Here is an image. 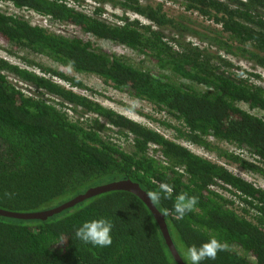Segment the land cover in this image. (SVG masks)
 Listing matches in <instances>:
<instances>
[{
	"label": "trees",
	"instance_id": "1",
	"mask_svg": "<svg viewBox=\"0 0 264 264\" xmlns=\"http://www.w3.org/2000/svg\"><path fill=\"white\" fill-rule=\"evenodd\" d=\"M166 1L182 12L166 9ZM0 3L11 12L0 11L6 46L0 50L19 63L0 58L1 211H50L120 181L137 184L146 195L167 183L173 198L153 206L183 264H190L188 247L199 248L212 237L225 249L202 264H264V188L228 169L264 181V79L257 73L264 72V0ZM39 18L77 35L46 29ZM208 21L212 25L203 24ZM101 43L140 60L133 64ZM232 60L250 63L254 71ZM145 61L156 72L145 70ZM81 76L97 77L163 114L164 121L148 120L171 135L79 94L88 91ZM180 192L198 200L183 219L173 210ZM98 218L113 224L110 246L84 244L75 236L82 222ZM0 264L178 263L146 204L115 190L46 220L0 216Z\"/></svg>",
	"mask_w": 264,
	"mask_h": 264
},
{
	"label": "rangeland",
	"instance_id": "2",
	"mask_svg": "<svg viewBox=\"0 0 264 264\" xmlns=\"http://www.w3.org/2000/svg\"><path fill=\"white\" fill-rule=\"evenodd\" d=\"M142 3H153V2H157L158 0H140ZM165 8L170 10V11H180L182 12V9L179 10L178 6H169L168 2L166 1L165 3ZM172 7V8H171ZM174 8V9H173ZM108 13H114L115 15L121 16V12L120 11H116V10H112L110 8H108ZM0 11L4 12V13H11L8 9L5 8L4 5H2L0 3ZM13 13L18 14V16L20 18H23L25 20H30L33 23H37L38 19L34 16H29L27 15V13L24 12H17V11H13ZM130 18H137L135 16H132L131 14L128 15ZM40 19V18H39ZM192 19L195 21H197V23H201L202 20L201 19H197L195 16H192ZM40 24H42V26L46 29H49L51 31H56V32H68L71 35H75L76 31L73 28H70L68 26L65 25H61L57 28L58 25H53L50 23L49 20L47 19H40ZM204 25H212L211 21H208L206 23H203ZM192 28L194 27L191 26ZM77 35V34H76ZM197 44V43H196ZM200 48H203V45L200 43L197 44ZM2 47H6L5 43L0 40V49ZM100 47L111 53V54H115L118 56H125L127 57L133 64H136L139 62V58H136L135 56L131 55L127 50L123 49L122 47H115L112 46L109 43H101ZM0 58L1 59H7L9 60L12 64H19L18 61L16 60H12L11 58H6V56L3 55V51L0 50ZM36 61H39V59H36ZM44 64L48 67H53V68H57L59 69V67H56L53 65L52 62H48L46 60L43 61ZM232 64L237 67L240 68L244 71H248V72H252V70L254 71V66L253 68L251 67L250 63L244 62V61H239V60H232ZM144 68L145 70L149 69L150 71H154L153 69V65L151 63H149L148 61L144 62ZM256 69V68H255ZM257 70V69H256ZM66 73H69L68 71H66ZM257 73H261L263 79H264V72H257ZM8 79H10L12 81V83L15 84L18 83L19 86H23L26 87L24 85H21V83L14 81L13 78L8 77ZM80 80L85 84L86 88L88 89L87 92H80L77 91L79 94L86 96L87 98L90 97L91 100L99 103L100 105L110 108L112 110H114L115 112H117L120 115H123L137 123L149 126L150 128L153 129H157L158 132L163 133L165 131V129L158 127L155 123L151 122L148 120V118H152V119H157V120H161L164 121L166 119L165 116H163V114H158L155 110H153L151 107H149L147 104L143 103V102H136L134 101L132 98H129L127 95L122 94V93H118L106 86L103 85L102 81L94 76H81ZM264 83V82H263ZM18 87V86H17ZM27 89V88H26ZM25 90V89H24ZM26 91V90H25ZM28 92V91H26ZM245 110H247V108L245 106H242ZM134 109V110H131ZM254 114L259 115V113L254 112ZM167 136L169 137L171 134L167 131H165ZM166 136V137H167ZM172 137V136H171ZM180 145H188L186 142L183 141H179ZM119 144H122L121 141H119ZM126 149V148H125ZM127 150V149H126ZM192 151L200 156H203L207 159L210 160H215L213 157L209 156L208 154H204L201 153L198 149H192ZM229 170L233 171V173L243 177L244 179H246L249 182H253L254 184H256L257 186L264 188V181H262L259 178H255V177H251L249 175H245L242 174L240 172V170H238L235 167H231L229 168Z\"/></svg>",
	"mask_w": 264,
	"mask_h": 264
},
{
	"label": "clouds",
	"instance_id": "3",
	"mask_svg": "<svg viewBox=\"0 0 264 264\" xmlns=\"http://www.w3.org/2000/svg\"><path fill=\"white\" fill-rule=\"evenodd\" d=\"M158 0L157 2H161ZM174 188L167 183L159 184L158 190H152L147 193L151 205L159 204L161 199H172ZM198 203L197 197L189 195L187 192H180L174 197L173 210L177 219H183L184 216L192 212ZM167 209L165 210L167 214ZM112 222L107 218H98L86 220L76 229L75 236L84 244H90L95 247H107L112 244L111 232ZM225 249V245L215 237L210 238L199 248L195 245L188 247L187 258L190 264H202L205 260H215L218 252Z\"/></svg>",
	"mask_w": 264,
	"mask_h": 264
},
{
	"label": "water",
	"instance_id": "4",
	"mask_svg": "<svg viewBox=\"0 0 264 264\" xmlns=\"http://www.w3.org/2000/svg\"><path fill=\"white\" fill-rule=\"evenodd\" d=\"M115 190H121V191H127L129 193H132L134 195H136L138 198H140L148 207V209L150 210L151 214L153 215V217L155 218L160 231L163 235V238L165 240V243L171 253V255L173 256L174 260L178 263V264H183L182 261L180 260L179 256L177 255L171 241L170 238L168 236L167 233V229H166V225L164 223V217L157 212V210L154 208L153 205H151L150 200L148 199L147 195L139 188V186L135 183H132L130 181H120V182H116L110 185H106V186H102V187H98L92 190H89L85 195L79 196L76 199H74L73 201L64 204L56 209H52L50 211H46V212H40V213H34V214H13V213H9V212H4L0 210V216H4V217H10V218H15V219H25V220H46L47 218L51 217L52 215L58 214L63 210H66L72 206H74L75 204L89 198L92 196H95L96 194H100V193H105V192H109V191H115Z\"/></svg>",
	"mask_w": 264,
	"mask_h": 264
}]
</instances>
